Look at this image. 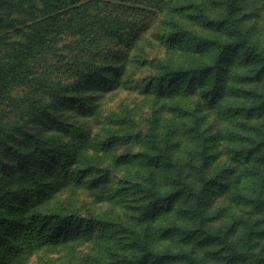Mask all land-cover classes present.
Returning <instances> with one entry per match:
<instances>
[{
	"label": "trees",
	"instance_id": "16d2710c",
	"mask_svg": "<svg viewBox=\"0 0 264 264\" xmlns=\"http://www.w3.org/2000/svg\"><path fill=\"white\" fill-rule=\"evenodd\" d=\"M258 16L244 0H0V264L95 238L122 243L120 264H264ZM68 191L111 214L129 198L132 222L39 207Z\"/></svg>",
	"mask_w": 264,
	"mask_h": 264
},
{
	"label": "rangeland",
	"instance_id": "374dc122",
	"mask_svg": "<svg viewBox=\"0 0 264 264\" xmlns=\"http://www.w3.org/2000/svg\"><path fill=\"white\" fill-rule=\"evenodd\" d=\"M244 1H247L248 11L259 13V16L255 18L256 29H258L257 33L261 36L264 45V0ZM9 14H13V12H10V9ZM137 112L141 115L140 111ZM210 118L213 125L217 128V131L224 132L227 124L223 123V120L217 117V113H215V111ZM251 121H254L256 123H263L264 115L257 116L251 119ZM102 122L103 117L101 116V120L95 119L88 123L89 127L93 129V138H95L97 135L98 138L101 137L100 135L101 133H103V130L108 128V126L104 127ZM69 192L71 191L60 193L48 202H41L39 204V207L48 210H76L81 214H87V210L95 209V211L99 212L100 216L111 214L108 212L105 213V209L108 207V205L98 204L100 202H96L95 197L91 193L79 192L74 199L75 202H72L68 200L69 198H67V196H70L68 194ZM70 194L73 195L72 193ZM130 203L131 201L129 200V198L123 199L122 201L118 202L115 206V210H112L113 212L111 215L113 217L114 215H117L118 218H115L117 220L119 219L124 222H132L131 218L129 217L130 209L127 206ZM78 208H80V211L78 210ZM255 215H257V213L254 214L253 217H255ZM260 216L263 219L262 224L264 225V214L260 213ZM215 223L220 222H214V224ZM260 246H264V236L260 239ZM122 251H124L122 243L118 244L113 241L103 242L101 240H97V238L85 241L77 240L63 245H48L35 252L31 256L27 264H120L121 257L119 255L120 253H122Z\"/></svg>",
	"mask_w": 264,
	"mask_h": 264
}]
</instances>
